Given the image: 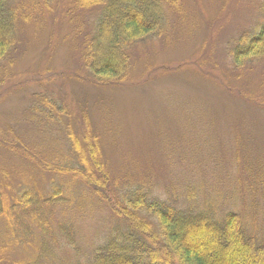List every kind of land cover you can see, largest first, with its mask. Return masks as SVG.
I'll return each mask as SVG.
<instances>
[{
	"label": "rangeland",
	"instance_id": "1",
	"mask_svg": "<svg viewBox=\"0 0 264 264\" xmlns=\"http://www.w3.org/2000/svg\"><path fill=\"white\" fill-rule=\"evenodd\" d=\"M173 1L163 34L131 49L123 80L102 84L84 63L100 8L22 0L0 66V264L89 262L123 225L99 183L178 206L191 188L195 209L239 213L264 243V59L239 68L230 55L260 28L264 0ZM78 166L76 178L67 168Z\"/></svg>",
	"mask_w": 264,
	"mask_h": 264
},
{
	"label": "trees",
	"instance_id": "2",
	"mask_svg": "<svg viewBox=\"0 0 264 264\" xmlns=\"http://www.w3.org/2000/svg\"><path fill=\"white\" fill-rule=\"evenodd\" d=\"M166 2L175 5L173 0H77L80 9L100 8L84 57L87 73L96 83L114 84L126 77L132 67L131 49L163 34ZM21 3L0 0V66L15 48ZM255 29L244 32L231 48L233 63L239 68L264 59V21ZM100 43L104 47L102 55ZM42 98L41 102L47 101ZM74 132H67L71 142L81 137ZM67 169L74 176L87 172L86 166ZM91 185L102 190L108 200L105 202L123 225L93 250L89 262L78 264H264V243L258 244L251 236L242 216L234 211L222 216L213 210L195 209L190 202L197 193L191 188L185 204L178 206L143 192L141 187H130L119 194L107 183ZM23 198L33 196L24 191L18 202ZM21 202L23 208L28 206V200Z\"/></svg>",
	"mask_w": 264,
	"mask_h": 264
}]
</instances>
